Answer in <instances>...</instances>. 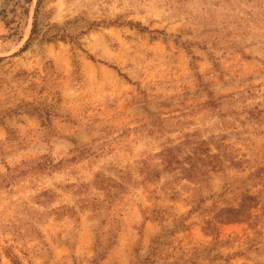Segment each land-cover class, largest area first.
<instances>
[{"label": "rangeland", "instance_id": "rangeland-1", "mask_svg": "<svg viewBox=\"0 0 264 264\" xmlns=\"http://www.w3.org/2000/svg\"><path fill=\"white\" fill-rule=\"evenodd\" d=\"M0 264H264V0H0Z\"/></svg>", "mask_w": 264, "mask_h": 264}, {"label": "trees", "instance_id": "trees-1", "mask_svg": "<svg viewBox=\"0 0 264 264\" xmlns=\"http://www.w3.org/2000/svg\"><path fill=\"white\" fill-rule=\"evenodd\" d=\"M43 0H39L41 3ZM39 35V20L38 16L36 15L33 22V27L30 33V39L29 41H33L37 36ZM27 47V46H26ZM168 157L166 156V160ZM171 162V161H170ZM253 197L250 195L243 196L242 205L240 209L235 208H228L225 210H222L221 213L218 215V217L222 218L223 223H231V222H239L242 221L246 216H248L249 207L245 210L242 207L245 206L244 203L248 201H253Z\"/></svg>", "mask_w": 264, "mask_h": 264}]
</instances>
